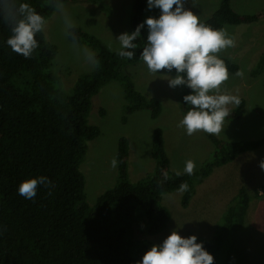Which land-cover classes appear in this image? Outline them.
Returning <instances> with one entry per match:
<instances>
[{
  "label": "trees",
  "instance_id": "1",
  "mask_svg": "<svg viewBox=\"0 0 264 264\" xmlns=\"http://www.w3.org/2000/svg\"><path fill=\"white\" fill-rule=\"evenodd\" d=\"M91 2L106 11L104 0H60ZM28 3L47 19L56 8L54 0H17ZM147 0H135L131 8L130 30L143 23ZM261 13L239 14L231 0L220 6L202 23L214 29L225 25L251 24ZM10 27L0 15V264H138L154 244L147 236L161 233L170 220L169 210L161 204L162 195L178 191L186 182L181 205L188 207L201 184L215 170L238 156L264 146V138L230 142L208 134L213 144L211 157L203 166L188 175L177 176L165 150L164 131L156 128L152 155L156 167L137 183L129 178V142L121 137L116 158L117 183L102 193L91 207L86 201V180L80 170L88 142L97 138L100 128L89 124L92 99L111 81L119 82L127 101L126 114L147 110L152 119L161 115L157 98L137 90L124 66L141 62L147 38L134 43L132 59L111 51L96 36L79 27L68 30L71 41L95 51V69L80 76L71 91L65 90L51 70L58 47L47 41L44 31L37 34L39 47L32 58L25 59L7 45ZM229 73L240 66L226 57ZM98 61V65L96 64ZM264 70V54L253 75ZM176 75L175 70L172 71ZM264 85V81H263ZM192 94L184 86L181 108L186 115L189 106L183 97ZM230 109L227 120H240L246 112V100ZM102 113L104 114L103 110ZM127 117H124L125 122ZM167 173V179H164ZM48 177L53 187L38 188L34 199L18 194L19 185L32 178ZM264 181V170L262 172ZM49 191L51 194L49 195ZM253 197L245 186L229 202L217 230L210 240L196 236L197 243L219 262L232 237L242 229ZM194 234L190 233L189 237Z\"/></svg>",
  "mask_w": 264,
  "mask_h": 264
},
{
  "label": "rangeland",
  "instance_id": "2",
  "mask_svg": "<svg viewBox=\"0 0 264 264\" xmlns=\"http://www.w3.org/2000/svg\"><path fill=\"white\" fill-rule=\"evenodd\" d=\"M104 1L108 7L106 11L91 2H66L62 10L56 9L46 19L45 37L58 47L51 70L67 91L72 90L80 76L95 69V51L71 41L68 38L71 27H79L98 37L111 51L120 50L117 38L121 34H131L129 22L135 0ZM220 4L221 0H186L185 8L204 21ZM231 4L239 14L261 13L262 18L255 23L227 24L222 28L235 39L236 46L222 50L219 55L237 63L244 72L242 78L229 73L223 87L225 94L246 100V112L240 120L225 119L224 130L215 136L230 142L259 140L264 138V70L258 75H253V71L264 54V0H231ZM160 14L159 9L149 10L147 6L144 21L149 17L158 19ZM66 18L71 27L65 23ZM143 34L147 38V25ZM123 69L132 77L138 91L159 100L162 112L157 119H152L147 110L127 115L124 89L117 81L103 86L92 99L88 122L98 126L100 134L88 142L87 153L80 166L86 180V201L91 207L95 206L102 193L117 183V167L113 168L111 161L116 158L121 137L129 142V178L132 183H137L155 170L157 162L152 155V146L156 128L164 131L165 150L176 172H184L188 160L194 161V171L199 170L213 151L207 133L201 131L188 136L183 128L178 127L185 116L181 108L184 86L169 87L168 79L174 78L175 74L167 70L152 74L143 61L136 65L127 64ZM229 107L233 109L235 105ZM124 117H127L125 122ZM261 161H264V146L215 168L203 183L196 185V193L188 207L181 205L183 193L179 191L162 195L161 204L169 210L170 220L161 233L147 237L155 245L162 244L173 231L184 238H189L192 233L203 240L212 239L229 202L245 186L253 197L245 224L224 251L219 252L218 264H264Z\"/></svg>",
  "mask_w": 264,
  "mask_h": 264
},
{
  "label": "clouds",
  "instance_id": "3",
  "mask_svg": "<svg viewBox=\"0 0 264 264\" xmlns=\"http://www.w3.org/2000/svg\"><path fill=\"white\" fill-rule=\"evenodd\" d=\"M147 2L149 10H160L159 18L149 17L133 33L121 34L117 38L120 44L118 55L127 59L134 57L135 53L129 49L137 47L134 41L141 38V30L147 25V43L140 59L152 74L175 70V77L168 79L169 87L187 86L192 90V94L183 97L189 111L178 127L183 128L188 136L201 131L218 136L224 130L225 118L231 114L229 106L241 103L238 96L225 94L223 86L229 79V70L219 55L222 50L234 48L235 39L226 29H214L202 23L193 11L185 8L186 0ZM53 7L62 10L63 4L54 0ZM0 15L11 31L7 45L25 59L32 58L39 47L37 34L46 27L45 17L30 4L17 0H0ZM65 23L72 26L67 18ZM243 75L242 69L235 73L237 77L242 78ZM117 165L118 160L113 158L111 166L116 168ZM259 167L264 170V161ZM194 169V161L185 162L184 173L192 175ZM176 175L181 173L177 171ZM164 179H167V173H164ZM41 185L48 189L53 187L48 177L40 176L23 181L18 194L32 200ZM188 190L186 182L181 183L178 189L181 193ZM197 239L195 235L184 238L173 231L162 244L153 245L138 264H214V257L202 243H197Z\"/></svg>",
  "mask_w": 264,
  "mask_h": 264
}]
</instances>
